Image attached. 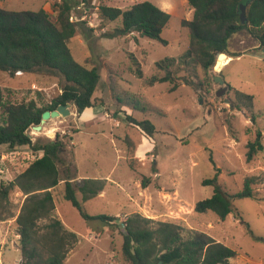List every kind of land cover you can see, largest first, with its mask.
<instances>
[{"label":"rangeland","instance_id":"rangeland-1","mask_svg":"<svg viewBox=\"0 0 264 264\" xmlns=\"http://www.w3.org/2000/svg\"><path fill=\"white\" fill-rule=\"evenodd\" d=\"M57 1L0 0V7L43 8L54 16ZM134 1L139 0H89L76 6L71 14L78 30L68 45L76 61H88L99 67L100 80L93 98L105 118L99 115L102 120L97 118L99 121L82 124L88 110L78 114L70 105L69 114L47 120L41 131L31 127L27 130L33 141L54 139L57 134L63 136L66 146L63 157L68 160L72 154L79 173L107 176L105 196L89 199L82 206L90 215L116 217L109 225L99 219H84L62 197L63 184L55 188L56 212L64 225L78 235L66 263L130 264L121 252L122 221L138 212L209 234L237 252L230 264H264V150L250 162L245 158L246 143L255 138L257 130L264 145L263 47L258 46L246 29L239 30L230 37L228 50L242 54L230 56L224 66L215 64L204 71L190 63L176 64L171 68L179 82L174 91H169V82L148 86L146 81L150 76L165 73L156 67V61L178 57L186 51L189 34L181 20L191 19L193 10L186 0H147L170 14L161 33L166 44L141 37L137 32L115 38L103 36L118 26L120 19L111 21L102 17L100 5L125 10ZM131 54L139 62L142 78L134 74L136 66L132 64ZM110 75L118 81L119 90L137 93L141 105L149 109L139 111L120 106L110 89ZM214 76L224 79V83L214 81ZM185 79L189 84L184 83ZM233 89L252 95L253 106L249 108L241 103L237 107ZM60 92L57 76L43 72H17L10 76L0 71L1 98L47 103ZM126 113L137 119H149L156 127L153 137L126 122L122 118ZM253 113L258 115L255 122L251 121ZM144 138L151 147L140 156L136 148L147 147ZM40 155L41 152L34 153L27 145L13 148L0 145V181L12 179ZM216 173L218 182L229 193L240 190L245 177L257 179L252 185L254 197L234 199L236 213L224 219L211 211H194L198 200L213 193V186L202 181ZM146 178L149 181L139 194V185ZM8 200L7 209L17 214L22 192L13 190ZM14 219L0 221V264L21 261Z\"/></svg>","mask_w":264,"mask_h":264},{"label":"trees","instance_id":"trees-1","mask_svg":"<svg viewBox=\"0 0 264 264\" xmlns=\"http://www.w3.org/2000/svg\"><path fill=\"white\" fill-rule=\"evenodd\" d=\"M88 1L58 0L54 16L43 8L12 10L0 7V71L10 76L17 72L48 73L59 78L61 88V92L47 103H38L35 99L17 101L9 96L1 98L0 95V145L10 148L27 145L34 153L41 152L12 179L0 181V221L15 217L20 264H67L66 257L77 243L78 235L69 230L55 214L54 191L61 182L64 183L62 197L84 219H99L108 225L116 219L104 214L90 215L82 206L83 202L102 192L107 179L87 177L76 181L74 156L71 154L68 160L63 157L66 151L63 136L57 134L54 139L37 138L33 141L27 132L31 126L39 124L45 110L71 103L76 112L81 114L98 104L93 94L100 80L99 67L88 61H76L68 45L78 30L77 23L70 19L72 10ZM186 1L193 10L191 19L181 20V25L188 30V47L178 57L156 61V67L165 73L150 76L146 81L148 86L169 82V91H174L179 82L172 75L171 68L176 64L190 63L207 71L214 66L219 54L240 56L242 53L229 52L228 41L233 33L242 29H246L258 46L264 48V0ZM241 2L246 4L244 24L239 18L238 6ZM99 12L108 20L120 19L118 26L104 33L103 36L107 38L137 32L141 37L167 43L161 33L170 14L150 1H134L125 10L100 5ZM131 60L136 66L134 74L142 78L139 62L132 54ZM115 81V77L109 78L111 92L120 106L139 111L149 109L141 105L137 93L123 88L119 90V83ZM184 83L189 84V81L185 79ZM229 89H232L230 85ZM233 90L237 107L241 103L249 108L253 106L252 95ZM257 116L253 113L251 121L255 122ZM122 118L137 126L148 137H153L156 131L149 119H137L128 113ZM261 138L262 134L257 130L255 138L246 143V162L264 150ZM148 181V178L142 179V186H146ZM256 181V176H247L240 190L229 193L218 182L216 173L214 177L202 181L204 185L213 186V193L210 197L198 200L194 211H211L224 219L236 213L234 199L254 197L252 185ZM15 189L24 196L17 214L7 209L9 194ZM122 226L121 252L124 260L130 264H230V260L237 255L234 249L203 231L172 221L156 220L138 212L127 216ZM248 233L258 238L250 230Z\"/></svg>","mask_w":264,"mask_h":264},{"label":"water","instance_id":"water-1","mask_svg":"<svg viewBox=\"0 0 264 264\" xmlns=\"http://www.w3.org/2000/svg\"><path fill=\"white\" fill-rule=\"evenodd\" d=\"M238 9H239V18H240V22L242 24L246 23V13H245V9H246V4L241 2L239 3V6H238ZM263 52H264V48H263ZM225 54H219L216 61H215V64L218 60L219 57L223 56ZM214 64V66H215ZM214 81H218L219 83H224V79H222L221 77L219 76H214L213 77ZM70 105H72L71 103H66L65 105H58L55 109L53 110H45L42 112L41 114V119H40V122L39 124L37 125H33L31 126V128L34 130V131H41L42 128H43V124L51 119V118H55V117H59V116H65L66 114H69L71 111L69 109Z\"/></svg>","mask_w":264,"mask_h":264},{"label":"crops","instance_id":"crops-1","mask_svg":"<svg viewBox=\"0 0 264 264\" xmlns=\"http://www.w3.org/2000/svg\"><path fill=\"white\" fill-rule=\"evenodd\" d=\"M227 56V55H226ZM229 57V59H230V56H228ZM86 110H88V114L89 115H87V118H85V119H83L82 120V124H88V123H92V122H96V119L98 118L99 120H102V119H100L101 117L104 119L105 118V116L104 115H101L102 114V112L100 111L101 109H100V107L99 106H95V107H91V108H87ZM95 113V114H94ZM99 115L101 116L100 118H99ZM97 119V120H98ZM98 120V121H99ZM74 142V141H73ZM144 142H145V144H147L148 143V145H147V147H145V148H143L142 146L140 147V148H136V151H138V153H139V155L141 156H144L145 155V153L148 151V149L151 147V143L149 142V140L148 139H146V138H144ZM76 168H77V166H76ZM87 177H91V178H105V179H107V176H102V175H93V176H85V175H83V174H81V173H79L78 172V170H77V178H76V181H80L81 179H83V178H87ZM61 184H63V188H64V183L63 182H61L59 185H61ZM58 185V186H59ZM139 187L141 188L140 189V191L138 192L139 194H142V192H141V190H144L145 189V187L146 186H142V184H140L139 185ZM23 195V194H22ZM79 197H80V195H78ZM103 196H105V190L103 189L102 190V192H100L96 197H103ZM23 198H24V196H23ZM95 198V197H94ZM132 197L130 196V199H131ZM134 199L132 198L131 199V201H133ZM23 201V200H22ZM134 202V201H133ZM55 214L58 216V214H57V212H56V204H55ZM146 216H148V215H146ZM59 217V216H58ZM18 250V249H17ZM19 251V250H18ZM2 264H3V262H2Z\"/></svg>","mask_w":264,"mask_h":264},{"label":"bare ground","instance_id":"bare-ground-1","mask_svg":"<svg viewBox=\"0 0 264 264\" xmlns=\"http://www.w3.org/2000/svg\"><path fill=\"white\" fill-rule=\"evenodd\" d=\"M228 61H229V57L226 55H223V56L218 58V60L216 62V66L217 67H221L222 65L224 66V64L228 63Z\"/></svg>","mask_w":264,"mask_h":264},{"label":"built area","instance_id":"built-area-1","mask_svg":"<svg viewBox=\"0 0 264 264\" xmlns=\"http://www.w3.org/2000/svg\"><path fill=\"white\" fill-rule=\"evenodd\" d=\"M71 19V18H70ZM72 20V19H71Z\"/></svg>","mask_w":264,"mask_h":264}]
</instances>
